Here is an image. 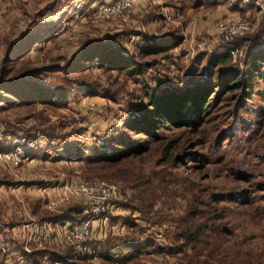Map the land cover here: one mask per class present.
I'll list each match as a JSON object with an SVG mask.
<instances>
[{
	"label": "rangeland",
	"instance_id": "374dc122",
	"mask_svg": "<svg viewBox=\"0 0 264 264\" xmlns=\"http://www.w3.org/2000/svg\"><path fill=\"white\" fill-rule=\"evenodd\" d=\"M99 1L107 0H0V264H113L106 251L129 241L150 246L114 264H264V82L255 78L245 98L215 82L219 69L207 63L222 53L217 24L229 17L259 22L234 40L230 63L243 68L249 52L264 49V0H143L124 19L104 20L94 9ZM167 34L180 38L177 46L140 55L144 36ZM108 38L144 65L143 74L96 63L59 70L82 44ZM19 78L18 88L1 86ZM206 82L209 105L194 128L166 123L150 135L128 128L149 95ZM35 84L56 89L57 103L37 99ZM134 142L142 148L128 154ZM17 145L27 154L15 164L4 155ZM92 178L114 183L122 195L99 254L27 238L34 219L78 209L75 200L48 209L64 184ZM194 197L214 226L184 245L176 235Z\"/></svg>",
	"mask_w": 264,
	"mask_h": 264
},
{
	"label": "trees",
	"instance_id": "16d2710c",
	"mask_svg": "<svg viewBox=\"0 0 264 264\" xmlns=\"http://www.w3.org/2000/svg\"><path fill=\"white\" fill-rule=\"evenodd\" d=\"M243 36H236L229 41H222V53L211 55L207 63L210 68L213 69L218 67L219 69L220 73L216 76L215 82H219L224 89L243 90L245 94L244 97L250 98L253 93V80L258 78L264 82V70L259 68L261 64H264V49L258 48L249 52L250 54L247 55L243 68H241L238 63H230L232 54L237 49L235 46L231 47V45L235 43V39ZM144 37L148 43L139 49L140 55H152L166 52L177 46L180 41V38L171 34L161 37ZM16 46L17 43L11 45V51H13ZM137 60L138 59L133 54L127 53L122 45L115 43L111 38H108L105 41L89 40L87 43L80 46L75 56L69 63H67L65 68L59 70H65L66 73H69L74 69L85 67L91 63H96L97 66L102 69L108 71H123L129 76H134L137 74H143L144 65ZM49 68L52 70H58V65ZM21 83H24V81L22 78H19L14 79L7 84H1V86H5L7 89L9 88L8 90H12V88H18ZM36 86L38 91V94L36 93L38 97L37 99L42 101L45 100L49 104L57 103L53 99L56 96V93L58 95L56 89L54 90L50 86L46 88L41 85ZM63 93L64 89L62 88L59 95L62 97ZM210 93H212V91L209 89V85L206 82L196 86H186L179 90L166 89L160 94L149 95V106L141 116L140 121L134 119L130 121L127 126L137 134L142 133L146 135L151 134L150 129L155 131L159 128H164L166 123L175 128H194L199 125L206 112L205 109L209 105ZM30 100L33 99H27V101ZM134 143L135 144L129 148L128 154L138 153L142 148L139 142ZM121 144L124 145L123 143ZM170 145L171 143L167 145V148H170ZM210 200L213 204H217L222 199L219 194H215L210 197ZM200 204L202 203L197 197L192 199V202L190 203V212L187 216V224L184 229L176 235V239L182 240L184 245L194 244L198 238L196 237L197 235L204 234L206 230H210L214 226V223H209L214 219H211L212 217L208 212L201 209ZM76 210V208L71 209L67 215L72 216V213L77 212ZM57 216L58 215H56V217ZM110 238H116L119 240L118 237L111 236ZM121 245L123 246L110 248L106 251L103 258L114 264L131 259L142 252L147 246H150V244H143L140 241L124 242ZM123 249H126V251H122ZM158 250L163 249L158 247ZM119 254H122L121 259L119 258ZM32 256H35V253ZM54 258H56L55 261L65 263L62 258L58 259V256Z\"/></svg>",
	"mask_w": 264,
	"mask_h": 264
},
{
	"label": "built area",
	"instance_id": "2783aa9c",
	"mask_svg": "<svg viewBox=\"0 0 264 264\" xmlns=\"http://www.w3.org/2000/svg\"><path fill=\"white\" fill-rule=\"evenodd\" d=\"M143 0H107L94 5L97 18H125V12L140 5ZM258 19L229 17L217 24V41H229L236 36L254 32ZM26 147L16 146L5 154L4 158L11 163H18L26 156ZM63 193L58 199L49 203L48 209H54L62 203L75 200L78 209L72 216L62 214L59 217H47L42 222L33 220L29 225L27 238L35 242H47L51 245H66L80 255L95 256L100 253L98 243L111 233V218L117 212V203L122 195L118 187L107 180L92 178L73 184H64Z\"/></svg>",
	"mask_w": 264,
	"mask_h": 264
},
{
	"label": "crops",
	"instance_id": "0c3cea01",
	"mask_svg": "<svg viewBox=\"0 0 264 264\" xmlns=\"http://www.w3.org/2000/svg\"><path fill=\"white\" fill-rule=\"evenodd\" d=\"M35 220V219H34Z\"/></svg>",
	"mask_w": 264,
	"mask_h": 264
}]
</instances>
